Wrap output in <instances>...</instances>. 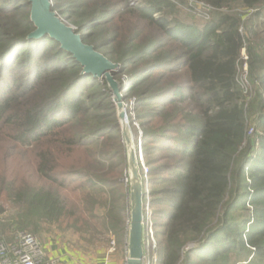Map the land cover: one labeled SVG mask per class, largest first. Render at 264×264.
<instances>
[{
    "label": "trees",
    "instance_id": "1",
    "mask_svg": "<svg viewBox=\"0 0 264 264\" xmlns=\"http://www.w3.org/2000/svg\"><path fill=\"white\" fill-rule=\"evenodd\" d=\"M197 1L214 10L202 24L173 17V0H51L120 65L124 101L135 99L143 210L162 207L154 264H264V0ZM236 3L255 10L223 11ZM34 29L28 0H0V240L45 229L78 231L83 248L111 235L125 247L127 160L111 90L56 40L28 38ZM13 148L31 151L28 164L11 161ZM61 189L80 190L86 211Z\"/></svg>",
    "mask_w": 264,
    "mask_h": 264
},
{
    "label": "water",
    "instance_id": "2",
    "mask_svg": "<svg viewBox=\"0 0 264 264\" xmlns=\"http://www.w3.org/2000/svg\"><path fill=\"white\" fill-rule=\"evenodd\" d=\"M30 20L35 29L28 38H40L48 35L56 40L60 47L69 52L82 66V73L92 75L98 80L105 79L112 93L116 115L126 150L128 169V225L126 239V264H142L143 248V183L140 177L137 152L132 137L128 113L121 93V84L115 78L120 65L97 51L93 45L82 40L76 28L63 20L52 10L51 0H28Z\"/></svg>",
    "mask_w": 264,
    "mask_h": 264
},
{
    "label": "rangeland",
    "instance_id": "3",
    "mask_svg": "<svg viewBox=\"0 0 264 264\" xmlns=\"http://www.w3.org/2000/svg\"><path fill=\"white\" fill-rule=\"evenodd\" d=\"M175 5H176V11L173 14V17H175L177 20L181 21V22H185V23H190V24H202L204 21H206L207 19H209L212 15V12L214 11L212 8L206 7L205 5L202 4L201 1H196L195 2H190L188 0H173ZM255 9L252 10H245L242 9L237 3L232 5L230 8H224L223 11L224 12H232V13H240V14H245V16L248 14V12L250 11H254ZM128 19V17H127ZM262 20H264V18H261ZM66 22L68 24H70L73 27H77L74 24H72L70 21L66 20ZM113 24V23H112ZM109 26V25H108ZM244 65V64H243ZM240 68L239 70V80H241V77L244 76V67ZM123 80L126 81V76L122 75ZM243 84L246 85V83L244 81ZM249 88L247 87V90ZM134 97H130L128 99V101H124L125 104V108L127 110L128 113V119L130 122V128H131V132H132V137H133V141L135 144V148H136V152L138 160L140 162V165L142 167L143 165V170L144 167L147 168L145 166L144 160H143V154H142V150H141V135H142V131L138 125V122L136 121L135 117H134V110H133V106H134ZM1 134H3V132L0 133V136H2ZM4 136H2L1 138H3ZM124 142V140H123ZM125 145V144H124ZM30 150H35L34 147H30ZM28 148H18V149H11L8 151L9 157L11 158V161L13 162H18V161H24L25 164H28V159L30 156V151ZM126 153V150H125ZM1 159V158H0ZM23 162V163H24ZM21 163V162H19ZM148 169V168H147ZM126 174L124 177L121 178L123 183L127 184V194H128V169L126 171ZM148 172L146 175H142L143 177H147ZM141 177V175H140ZM142 180V178H141ZM147 180V178H146ZM145 185H147V182L145 183ZM147 187V186H146ZM61 197L68 203V205H70V207L72 209H74L75 212H83L86 211V207L87 204L85 203V200L83 198V194L80 192V190H68V189H61ZM144 206V205H143ZM162 207L160 205L154 206V208L152 207H147L145 206L144 210H143V218H144V224H143V232L144 234H150L149 231H151L152 233H154V220L158 217V214L160 212V210ZM164 208V207H163ZM154 212V213H153ZM129 220V219H128ZM150 223V224H149ZM127 225H128V221H127ZM127 234V233H126ZM39 242L44 243L45 241L52 240L57 243L58 247L61 248H69V249H73V250H78L80 252H82L83 254H89L91 257H96L97 256V252L100 250H108L110 243H106V241H93V244H90V246H88V248L86 247H81L80 243L82 245H84V241H82L80 239V232H74V231H68V232H64V233H60V232H52V231H47L45 229H42L40 234H35L34 235ZM87 236L85 234H83V239H86ZM109 238H112L113 240H115V237L113 235H111ZM126 239H127V235H126ZM126 245V242H125ZM86 248V249H85ZM124 251L126 252V246H121L118 245L117 243H115V250H114V254H117L119 259H122L124 255H126V253H124Z\"/></svg>",
    "mask_w": 264,
    "mask_h": 264
},
{
    "label": "built area",
    "instance_id": "4",
    "mask_svg": "<svg viewBox=\"0 0 264 264\" xmlns=\"http://www.w3.org/2000/svg\"><path fill=\"white\" fill-rule=\"evenodd\" d=\"M195 2V0H188ZM197 1V0H196ZM203 5L209 7L202 2ZM210 8V7H209ZM242 59L246 60L244 51H242ZM244 67V76L241 77V86L244 92H247V67L246 63ZM143 167V165H142ZM147 168L144 167L143 174L146 175ZM150 224V223H149ZM150 234H144L143 232V248L144 256L142 264H154L158 259V244L155 239L154 233L149 231ZM115 250V242L112 239L107 253H112ZM0 264H57L55 259L48 258L45 254L42 244L38 239L27 232H17L14 238L10 241L0 240Z\"/></svg>",
    "mask_w": 264,
    "mask_h": 264
},
{
    "label": "crops",
    "instance_id": "5",
    "mask_svg": "<svg viewBox=\"0 0 264 264\" xmlns=\"http://www.w3.org/2000/svg\"><path fill=\"white\" fill-rule=\"evenodd\" d=\"M45 254L48 258L55 259L57 264H126V255L119 259L117 254L107 253V250H100L96 257H91L89 254H83L78 250L58 247L57 243L52 240H47L41 243ZM124 253H126L124 251Z\"/></svg>",
    "mask_w": 264,
    "mask_h": 264
}]
</instances>
